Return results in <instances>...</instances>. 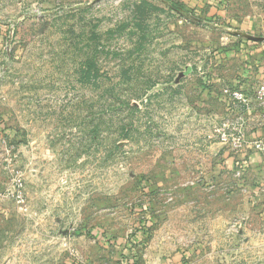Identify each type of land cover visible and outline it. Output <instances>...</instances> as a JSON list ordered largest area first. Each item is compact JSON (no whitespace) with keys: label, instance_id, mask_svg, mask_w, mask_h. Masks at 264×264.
Listing matches in <instances>:
<instances>
[{"label":"rangeland","instance_id":"1","mask_svg":"<svg viewBox=\"0 0 264 264\" xmlns=\"http://www.w3.org/2000/svg\"><path fill=\"white\" fill-rule=\"evenodd\" d=\"M263 83L264 0H0V183L20 174L28 207L0 212V264H264L261 186L200 207L177 186L264 183L208 138L238 115L224 89Z\"/></svg>","mask_w":264,"mask_h":264},{"label":"crops","instance_id":"2","mask_svg":"<svg viewBox=\"0 0 264 264\" xmlns=\"http://www.w3.org/2000/svg\"><path fill=\"white\" fill-rule=\"evenodd\" d=\"M245 72H246L245 73L246 75H243V76L250 77V75H249L250 72H249V74H248V71H245ZM247 82H249V81L247 80ZM240 87H241V89H243V87H244V89H243L244 93L250 98L251 103H250L249 108L247 110H245V111H243V109L241 107L238 108L236 106V108H237L236 112H237V114H238V112H242L244 118H246V120H247V117L249 116V114H251V110H252V112H254L255 111V109H254L255 106L256 105L259 106L258 102L254 98V91H255L257 86L256 87H251V89H250L248 87H245L242 84ZM230 102L231 101H229L228 105L232 109H235L231 105ZM254 118H252L251 121H249V119L247 120V130H246V140H247V142L248 141H252L253 139H256V137L252 139L251 135L249 134V130H250V128L252 126L260 125L259 124V122H260L259 118H257L256 120ZM262 127H264V126H262ZM249 138H251L252 140L251 139L248 140ZM258 138H260V137H258ZM206 139H208V138H206ZM209 145H211L210 147H208L211 155L219 156V157L221 156L222 158L225 159L223 164L217 165L215 167V172L217 174H219L220 177L221 176L223 177V173L227 172L225 174V178H226V176H228V174H230V171H231L232 172V176H233V170L235 168H237L235 164H238L239 161H236V159L233 161V157L232 156L226 155L225 149L221 147L222 144L220 145V144H218L215 141L214 142L211 141V142H209ZM238 152L239 153L237 154V158L240 159V158H244L243 156H246L247 161H249V163L251 164L252 167L255 166V162L258 160L257 159L258 156H261L262 160H264V158H263L264 157V153L256 151L249 144H246L245 147L242 150H239ZM230 163L232 164V166L230 165ZM224 164L226 165L225 169L223 168ZM226 169L228 171H226ZM229 169H230V171H229ZM253 169H255V168H251V170H253ZM237 171H239V170H237ZM226 182H228V181H226ZM4 184L5 183H0V209H1L0 212H3L5 210V205L4 204L7 205L8 204L7 201H9L8 199H10V198L4 196L5 195L4 194L5 191H3V193H2ZM177 186H178L179 197H181V199H182L181 203H183V204L191 203L194 206L199 205V207H200L203 203L207 202L206 199H205L206 196H208L209 199L211 200V202H213V201H216L218 198H220L222 196H225V197L228 198V196H231L230 194L234 193L235 191L241 192V193H247L249 195V197H251L250 199L252 200V199H254L252 197V193L255 194L256 192H258V190H260V186L262 188V183H216L214 181H211L210 183H177ZM5 200H6L7 203H5ZM254 203L255 202L252 201L251 206ZM199 215H200V212H198L196 210H194L191 213H189V212L183 213L182 217L186 221H193L196 224V225L190 224L191 222H186V224H183L182 229L184 230V234H190L192 232L194 235H197V232L201 229V226H199L198 222H197L199 219H201V216H199ZM62 229H63V227H60V226L58 227L57 226V235H59V234L60 235H66V237L68 238L69 232L67 231L66 228H64L63 230ZM60 230H62V231L60 232ZM89 237H91V235H89V232H88V233L82 234L81 236H79L77 238L78 244L75 243V245H76L77 248H79V251H81V250L85 251L86 250L88 252V248L86 246V243H90ZM96 237L99 238L100 235L96 234ZM68 245H70L69 242H68ZM62 247H63V244L59 245V247H57V248H58V250L61 251ZM187 256H188V254L185 252L183 254H180V256H179V258L177 260L166 261V262H164V264H188L190 261H188ZM71 260L72 259L67 257V261H68L69 264H72V263H70ZM60 262H61V260L59 261V264H61ZM65 264H67V263H65ZM189 264H191V263H189Z\"/></svg>","mask_w":264,"mask_h":264},{"label":"built area","instance_id":"3","mask_svg":"<svg viewBox=\"0 0 264 264\" xmlns=\"http://www.w3.org/2000/svg\"><path fill=\"white\" fill-rule=\"evenodd\" d=\"M223 94L231 103L235 104L238 108L241 107L243 111L247 110L250 106L251 100L243 91L235 88H226ZM254 98L261 107L262 113L259 123L261 126H264V83L258 85L255 89ZM246 130L247 120L244 118L242 112H238L236 117L225 119L219 125L214 126L208 138L218 141L222 145L230 146L237 151L242 150L246 144H249L253 149L264 153V139L256 138L247 142ZM2 142H4V136L0 126V143ZM13 182V190L6 191L4 196L12 199L21 211L27 212L25 187L21 175L17 174ZM262 190L264 191V183H262Z\"/></svg>","mask_w":264,"mask_h":264}]
</instances>
